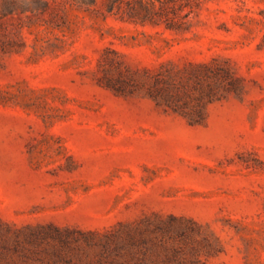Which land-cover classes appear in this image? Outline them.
I'll use <instances>...</instances> for the list:
<instances>
[{
	"label": "rangeland",
	"instance_id": "obj_1",
	"mask_svg": "<svg viewBox=\"0 0 264 264\" xmlns=\"http://www.w3.org/2000/svg\"><path fill=\"white\" fill-rule=\"evenodd\" d=\"M189 4L0 0V264H264V0Z\"/></svg>",
	"mask_w": 264,
	"mask_h": 264
},
{
	"label": "trees",
	"instance_id": "obj_2",
	"mask_svg": "<svg viewBox=\"0 0 264 264\" xmlns=\"http://www.w3.org/2000/svg\"><path fill=\"white\" fill-rule=\"evenodd\" d=\"M101 6L107 13H120L121 18L132 21H164L167 28L179 27V19L190 13L188 10L180 17V12L190 7L189 0H101Z\"/></svg>",
	"mask_w": 264,
	"mask_h": 264
}]
</instances>
